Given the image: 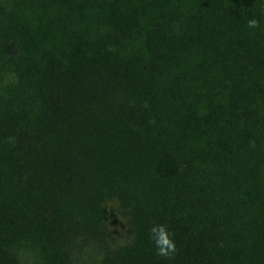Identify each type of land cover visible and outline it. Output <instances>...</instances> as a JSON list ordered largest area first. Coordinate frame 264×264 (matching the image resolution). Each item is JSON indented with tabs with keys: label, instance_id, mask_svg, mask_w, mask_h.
<instances>
[{
	"label": "trees",
	"instance_id": "16d2710c",
	"mask_svg": "<svg viewBox=\"0 0 264 264\" xmlns=\"http://www.w3.org/2000/svg\"><path fill=\"white\" fill-rule=\"evenodd\" d=\"M89 247L264 264V0H0V264Z\"/></svg>",
	"mask_w": 264,
	"mask_h": 264
},
{
	"label": "clouds",
	"instance_id": "9594fccd",
	"mask_svg": "<svg viewBox=\"0 0 264 264\" xmlns=\"http://www.w3.org/2000/svg\"><path fill=\"white\" fill-rule=\"evenodd\" d=\"M247 27L256 29L259 27V21L255 18L249 19ZM151 239L157 249L156 254L160 257L172 259L176 252V244L172 238L174 234L170 233L166 225H155L150 230Z\"/></svg>",
	"mask_w": 264,
	"mask_h": 264
},
{
	"label": "rangeland",
	"instance_id": "374dc122",
	"mask_svg": "<svg viewBox=\"0 0 264 264\" xmlns=\"http://www.w3.org/2000/svg\"><path fill=\"white\" fill-rule=\"evenodd\" d=\"M96 251L92 249V247L87 248V250L81 255H76V258H80V263L84 262L86 264H93L94 261L97 258V255H95ZM30 258L28 257V260Z\"/></svg>",
	"mask_w": 264,
	"mask_h": 264
}]
</instances>
